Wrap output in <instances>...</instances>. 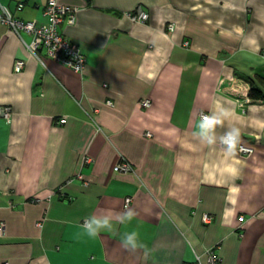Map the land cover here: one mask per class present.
Wrapping results in <instances>:
<instances>
[{
	"label": "crops",
	"instance_id": "0c3cea01",
	"mask_svg": "<svg viewBox=\"0 0 264 264\" xmlns=\"http://www.w3.org/2000/svg\"><path fill=\"white\" fill-rule=\"evenodd\" d=\"M47 2L0 6L44 22ZM59 3L78 9L59 32L83 51L82 74L0 26V107L11 110L0 118V264H205L208 252L264 264V98L251 95L264 96V0ZM137 8L146 23L127 18ZM220 109L232 116L218 131L239 127L251 156L193 138L200 115ZM122 160L134 171L115 173ZM128 208L130 223L85 232L91 214ZM133 230L147 257L122 246Z\"/></svg>",
	"mask_w": 264,
	"mask_h": 264
},
{
	"label": "built area",
	"instance_id": "2783aa9c",
	"mask_svg": "<svg viewBox=\"0 0 264 264\" xmlns=\"http://www.w3.org/2000/svg\"><path fill=\"white\" fill-rule=\"evenodd\" d=\"M23 10V5H18L17 12ZM78 9L65 6L59 3V0H48L47 5L43 10L44 22L24 21L16 18L12 11L7 7L0 6V26H6L16 35L27 34L31 36L32 41L28 45L29 50L32 53H36L38 50H45L46 55L52 60L61 63L72 71L82 74L86 66V58L81 48L67 38L62 36L59 32V27L62 24L68 26H74L77 20ZM127 18L138 24H144L148 21L149 15L141 8H137L133 12L126 14ZM169 31H174V26H169ZM188 44H185L187 46ZM264 54V51H263ZM24 68L23 61H16L14 65V72L19 73ZM111 106V102L107 103ZM140 105L143 108H150L151 102L149 100H142ZM242 108L244 105H240ZM207 115L201 114L200 117ZM0 118L5 120L6 123H10L11 110L8 107H0ZM60 125L67 124V120L62 119L59 122ZM238 154L243 156H251L254 153V149L250 146L240 144L237 151ZM88 160L87 162H89ZM134 169L125 160H122L115 168L114 172L117 174L131 173ZM131 199L126 200V207L130 204ZM203 222L209 224L212 220L210 215H203ZM244 218L240 217L239 222H243ZM6 232V225L0 222V237ZM219 258L212 252H208L205 264H219ZM197 264H204L201 258H197Z\"/></svg>",
	"mask_w": 264,
	"mask_h": 264
},
{
	"label": "clouds",
	"instance_id": "9594fccd",
	"mask_svg": "<svg viewBox=\"0 0 264 264\" xmlns=\"http://www.w3.org/2000/svg\"><path fill=\"white\" fill-rule=\"evenodd\" d=\"M231 116L230 109H220L202 116L192 132L193 138L210 149L219 145L226 154H235L241 143V129L233 125L223 132L218 131L224 128L225 122ZM136 216L137 212L132 208L125 209L123 212L109 209L103 215L91 214L84 220L83 228L89 237H96L102 231H115L116 225L130 223ZM120 242L129 251L143 250L145 257L150 254V250L142 242L136 230L123 232Z\"/></svg>",
	"mask_w": 264,
	"mask_h": 264
},
{
	"label": "trees",
	"instance_id": "16d2710c",
	"mask_svg": "<svg viewBox=\"0 0 264 264\" xmlns=\"http://www.w3.org/2000/svg\"><path fill=\"white\" fill-rule=\"evenodd\" d=\"M251 92H252L251 93L252 97H255V98H264L262 92L260 90H258L256 87H253L252 86V91Z\"/></svg>",
	"mask_w": 264,
	"mask_h": 264
}]
</instances>
